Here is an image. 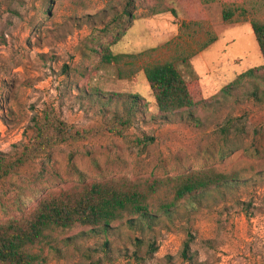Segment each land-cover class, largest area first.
Returning <instances> with one entry per match:
<instances>
[{
    "label": "rangeland",
    "instance_id": "374dc122",
    "mask_svg": "<svg viewBox=\"0 0 264 264\" xmlns=\"http://www.w3.org/2000/svg\"><path fill=\"white\" fill-rule=\"evenodd\" d=\"M126 8L136 18L112 46L125 56L100 67L91 34ZM252 20L264 21V0H0V151L14 155L48 104L69 123L102 127L93 138L53 147L0 184V220L74 183V165L92 179L212 167L245 181L214 191L200 211L181 206L143 232L125 221L109 232L60 230L48 264H264V100L254 98L251 80L220 93L264 62ZM167 60L199 82L209 101L196 121L155 104L143 69ZM89 92L141 97L123 134L106 128L116 113L126 115L124 102L104 105Z\"/></svg>",
    "mask_w": 264,
    "mask_h": 264
},
{
    "label": "trees",
    "instance_id": "16d2710c",
    "mask_svg": "<svg viewBox=\"0 0 264 264\" xmlns=\"http://www.w3.org/2000/svg\"><path fill=\"white\" fill-rule=\"evenodd\" d=\"M231 15L226 11L225 19ZM135 18L132 10L126 8L104 27L92 32L90 46L99 55L98 66L119 63L125 56L114 53L112 46L121 39ZM250 24L264 59V21L252 20ZM143 70L161 112L186 111L188 117L196 121L195 111L209 104L202 95L199 82L187 81L174 62H156L146 65ZM120 75L124 73L120 72ZM248 80L253 81L254 98L263 101L264 62L239 73L235 80L221 88L220 93L228 95ZM89 94L104 105L112 100L124 102L126 115L116 113L114 123L106 128L114 133L123 134L124 128L132 124L139 112V95L116 92L109 95L101 92ZM103 95L108 101L102 99ZM29 128L28 141L14 155L0 151V184L53 147L93 138L102 130V127H79L69 123L51 104L33 118ZM139 140L146 144L151 139ZM74 170L77 175L74 183L51 188L25 211L0 220V264H48L49 252L57 249L55 233L60 230L88 228L94 233L109 232L113 223L124 221L141 232L153 229L166 218L171 219L181 206L194 214L207 206L214 191L237 189L245 181L233 171H219L212 167L190 169L165 177L132 178L121 175L99 179L89 178L75 165ZM137 241L138 246L144 242L143 239Z\"/></svg>",
    "mask_w": 264,
    "mask_h": 264
}]
</instances>
